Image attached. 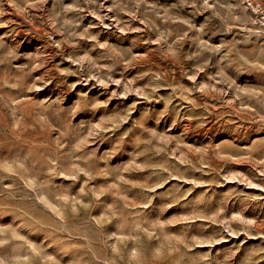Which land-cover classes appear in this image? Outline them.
<instances>
[{"label":"rangeland","instance_id":"rangeland-1","mask_svg":"<svg viewBox=\"0 0 264 264\" xmlns=\"http://www.w3.org/2000/svg\"><path fill=\"white\" fill-rule=\"evenodd\" d=\"M0 264H264V0H0Z\"/></svg>","mask_w":264,"mask_h":264}]
</instances>
